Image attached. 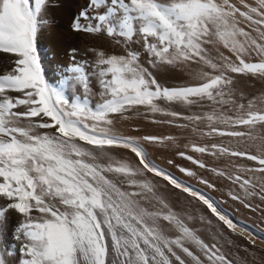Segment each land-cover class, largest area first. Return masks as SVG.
Masks as SVG:
<instances>
[{
	"label": "snow or ice",
	"instance_id": "obj_1",
	"mask_svg": "<svg viewBox=\"0 0 264 264\" xmlns=\"http://www.w3.org/2000/svg\"><path fill=\"white\" fill-rule=\"evenodd\" d=\"M54 7L56 0H0V54L13 65L0 74V264H236L225 244L236 236L255 246L264 234L145 147H178L176 137L127 135L117 123L143 111L201 139L251 141L255 152L189 142L176 154L229 182L233 201L264 212L254 203L264 204V91L238 88L241 80L264 82V0H87L72 30L122 52L90 48L89 64L76 62L72 49L73 63L51 82L38 38ZM159 71L186 78L166 84ZM204 156L254 164L229 171ZM169 191L207 215L177 211ZM194 219L216 228L211 241L190 226Z\"/></svg>",
	"mask_w": 264,
	"mask_h": 264
},
{
	"label": "rangeland",
	"instance_id": "obj_2",
	"mask_svg": "<svg viewBox=\"0 0 264 264\" xmlns=\"http://www.w3.org/2000/svg\"><path fill=\"white\" fill-rule=\"evenodd\" d=\"M56 3L59 5V7H54V8H52L49 11V17L51 19V24L40 34V36L38 38V51L40 52V55H41L42 64H43V66L45 68L46 77L51 82H55L58 79L56 76H58V77L60 76V72H58V71H60L59 70L60 66L58 65V63H61L58 60L59 58H62V63L61 64L63 65V67H66V66H68V65L73 63L72 62L73 54L68 53V52L59 53L60 49L57 50L56 48L52 47L53 46V45H51L52 42L49 41V39L47 37V34L50 35L51 31L56 32L55 35H61L62 38L67 42L68 45L71 44V45H74L76 48H80L81 47L83 49H86L85 53L89 52L87 49H90V48H93V47L98 48V49H104V50H106V51H108L110 53H119V52L121 53L122 48L120 46L116 45V44H115V48H114L113 41H110V40H108L105 37H93L91 35H85V34H81V33H76V32H74L72 30V22H73L74 15L76 13H78L79 10L83 6L86 5L87 0H56ZM74 46L72 47V49H75ZM116 46H118V48ZM87 54L89 55V53H87ZM91 54L94 57V54L93 53H91ZM0 56H4V54H0ZM12 67H13V65L9 62V60L7 58V60L4 63H0V74H4L7 71H10ZM238 88L240 90H242L243 92H245L249 96L258 95L261 91H264V82H259V81H255V80H241L240 83L238 84ZM178 108H180V109H178ZM175 110L183 111V112H187L188 111L187 109H184V108H181V107H177V109L175 108ZM192 111H196V109H192ZM149 118H151V117H149ZM181 123H183V121ZM169 127H170V125H167V124L154 123V127H149L150 129L147 128V129H141L140 130V128H138L133 123L128 122V121H127V123H124L123 121H119L117 123V128L122 133L127 134V135H133V136L155 135V134H156V136H163V134L161 135V132L163 133V131L165 132V130L166 131L170 130L171 133L167 131V132H165V136H169L171 134L174 136V134H175L174 137L177 138L178 144L180 146V150L182 149V150H185V151L187 150L188 151V149H186L183 146L185 144H188V142H190V140H191V142H196V143H212V142H216V143L227 145V146H229V147H231L233 149L248 150V151L255 152V148L252 146V142L251 141L244 142V141H241V140L228 138V137H223V138L215 137V138H213L211 140H209L208 138L201 139L199 136H197L198 138L195 137L196 135L193 136L194 134L192 135V133L189 130L185 131V129H180V128L173 127V126H171V128L173 127L171 129ZM156 128L159 129V130H156V132H155ZM161 128H164V129H161ZM135 129H139V131H136ZM152 130H153V132H151ZM129 131L130 132L132 131L131 133H133V132H135V133L131 134ZM158 132H160V134ZM176 132H178V133H176ZM189 132H190V134H189ZM177 134L179 135L178 137H177ZM186 134L188 136H190V137L186 136ZM187 137H188V139H187ZM169 146H170V148L168 149L167 147L164 148V147L159 146V145H147V144L145 145V147L147 148L148 152L150 153L152 159L158 165H160L161 167H164L166 170L172 172L175 176L186 180L187 182L193 184L195 187H198L202 191L207 192L208 194H210L215 200H217L218 202L221 203V207H223L225 210H227L228 212H230L232 214V216L235 218L236 221H239L242 224L247 225L248 228H249V231H252L254 235L258 234V233L259 234H264V212H261V211L252 212V211L244 208L239 202L233 201L228 195V192H229L230 187H231L229 182L217 178L210 171H204V170L198 169V167H196V166L194 167V165H191L190 161L187 162V160L179 157V155L176 154L177 148L179 146L178 147H172L171 145H169ZM181 147H183V148H181ZM163 148L165 150H168V151L162 152ZM174 151H176V152L174 153ZM173 153H174V155L176 154L175 158H176V156H178L176 159L174 158ZM162 154L163 155L166 154L167 156H169L167 158H170V159H166V155L163 156ZM189 154H191V153H189ZM196 155H199V154H196ZM161 158H162V160H161ZM129 159L131 160V162L135 163V160L133 158L129 157ZM202 159L205 161L206 164L209 165V167H216L218 169H225L227 167V169L229 171H234V169L232 168V164H243V165H252V164H254V162L247 161L244 158H221V159L217 160V159H214V158H212L210 156H204V157H202ZM169 160H172V161L176 162V163H174L175 165L174 164H169L168 163ZM177 162H179V163L177 164ZM168 165H170L171 167L168 166ZM176 165H179L180 167H182V165H183V167H186V168H192V169L194 168L193 170L197 171L198 175L203 176L205 179H208L211 183L215 184V189L208 188L207 186L200 184L197 180L192 179L190 177H187L183 173L181 174V172L179 171V169L177 168ZM181 198H182L181 205L183 207V210L188 211V212L191 211V212L194 213V215L197 214V216H199L202 213L207 215V213L204 212V211H199V212L197 211V208H199V206H195L194 204H189L187 202V200H185L182 196H181ZM254 203L255 204H259L260 207L262 209H264V204H262L260 201L256 200V201H254ZM178 204H176V205H178ZM178 207H180V206H178ZM188 209H190V211ZM179 210H180V208H179ZM194 215L192 214L193 217L196 216V215L195 216ZM208 218L211 219L212 217L209 216ZM197 220L198 219H194V221H191L190 222V226H194L195 224L193 222L197 223ZM213 222H214L213 224H215V220H213ZM201 226H202L201 228H203V226L205 228H203V230L202 229H198V232L200 230H201V232H203V233L199 232V234L206 241H211L212 234H214V232H216V228L215 227L212 228V229L215 230V231H212L211 229L208 228L210 226L207 225L206 223H203ZM193 228L197 229L196 226H194ZM206 233H208L209 237L210 236L211 237L209 238ZM203 234H206L207 236L203 235ZM247 235H248V233L246 232L245 236H247ZM234 241L236 243V244H234V248H235V245L239 244V245L236 246V248H235L236 250H237V248H238V250L240 249V244H242V245H241V249L239 251L235 250L237 252V253L235 252L237 254L236 255L234 253V251H233L234 250V248H232L233 246L227 247V244H225V250H227L228 254L231 255L230 256L231 258H235V259H239L240 258V260H242L243 257L241 256V254H244L246 256V258L247 257L250 258V259L253 258V260H254V261L252 260L253 262H255L257 264L258 263L259 264H264V241H262L261 239L257 238V242H256L255 246L249 245L245 239L240 238V237L238 238L236 236L234 237ZM10 242H11V239H10ZM250 246L253 247V249ZM230 247L232 248V251H231ZM244 248H248L247 251H245ZM241 250H244V252L241 253ZM235 255H236L237 258L235 257ZM232 256H234V257H232ZM240 260H237V261H240Z\"/></svg>",
	"mask_w": 264,
	"mask_h": 264
},
{
	"label": "bare ground",
	"instance_id": "obj_3",
	"mask_svg": "<svg viewBox=\"0 0 264 264\" xmlns=\"http://www.w3.org/2000/svg\"><path fill=\"white\" fill-rule=\"evenodd\" d=\"M56 34V32H54V31H51V33H50V35H48L47 34V37H48V39H49V41H51L52 42V44L51 45H53L52 47H54V48H56L57 50L58 49H60V52L59 53H65V52H68V53H71V54H73V52H72V47L74 46V45H68L67 44V42L62 38V36L61 35H55ZM46 40V39H45ZM74 44V43H73ZM112 44V43H111ZM113 44H114V48H115V43L113 42ZM83 47V46H82ZM113 47V46H112ZM117 48H118V46H116ZM74 48L76 49V52H75V61L76 62H87V63H89V64H91V62L93 61V56H92V52L91 51H89V49H87L89 52H87V53H89V55L87 54V53H85V50L86 49H83V48H76L75 46H74ZM121 49V48H120ZM121 51V50H120ZM119 52V51H118ZM122 52V51H121ZM120 53V52H119ZM93 57V58H92ZM57 58V57H56ZM59 58V57H58ZM7 60V58L5 57V56H0V63H4L5 61ZM61 63H62V58H59L58 59ZM69 61V60H68ZM72 62H73V59H72ZM71 62V63H72ZM61 63H58V65L60 66V71H58V72H61V69L62 68H64L63 67V65L61 64ZM61 64V65H60ZM58 67V66H57ZM59 68V67H58ZM56 72V71H55ZM57 73V72H56ZM155 74L157 75V78L161 81V82H163V83H166V84H180V83H183L184 82V78H186V77H183V74H181V73H178V72H175V71H159V72H155ZM59 75V74H58ZM57 78H58V76H56ZM93 89L94 90H96L95 89V84H93ZM177 109V108H176ZM178 109H180V108H178ZM175 110V109H174ZM151 119L152 118H145V115H144V113H143V111H141V112H138V113H135V114H133L128 120H124L123 122L124 123H127V121L128 122H131V123H133L135 126H137L138 128H140V130L141 129H147V128H149V127H154V123H152L151 122ZM155 119H168L167 117H161V116H156L155 117ZM182 122V121H181ZM161 126V125H160ZM174 127V126H173ZM172 127V128H173ZM159 128V127H158ZM167 128V127H166ZM169 128H171V126L169 127ZM171 128V129H172ZM150 129V128H149ZM148 129V130H149ZM161 129H164V128H161ZM181 129V128H180ZM179 129V130H180ZM156 130H159V129H155V132H156ZM162 131V130H161ZM160 131V132H161ZM168 131V130H167ZM166 130H165V132H167ZM186 131V130H185ZM130 132V131H129ZM132 132V131H131ZM130 132V133H131ZM144 132V131H143ZM151 132H153V130L151 131ZM160 132H158L159 134H160ZM165 132L163 131V133L161 132V135L163 134V136H165ZM168 132H170V130L168 131ZM182 132V131H181ZM128 133V132H127ZM133 133H135V132H133ZM133 133H131V134H133ZM171 133V132H170ZM176 133H178V132H176ZM188 133V132H187ZM149 134V133H148ZM153 134V133H152ZM158 134V135H159ZM189 134H190V132H189ZM156 135V134H155ZM172 135V134H171ZM193 135V134H192ZM139 136V135H138ZM173 136V135H172ZM174 136H175V134H174ZM179 135L177 134V137H178ZM186 136H188L187 134H186ZM185 136V137H186ZM193 136H195V135H193ZM188 137H190V136H188ZM188 137H187V139H188ZM192 137V136H191ZM195 137H197V136H195ZM180 138V137H179ZM183 138V137H182ZM194 138V137H193ZM192 138V139H193ZM198 138V137H197ZM191 139V138H190ZM194 141V140H193ZM178 142V141H177ZM183 142V141H182ZM190 142H191V140H190ZM189 143V142H188ZM185 144V143H184ZM179 145V144H178ZM182 145V144H181ZM157 147V146H156ZM173 147V146H172ZM184 147V146H183ZM183 147H181V148H183ZM165 148V147H164ZM162 149V152H164V151H168V150H165V149ZM168 149L170 148V146L169 147H167ZM166 148V149H167ZM151 149V148H150ZM160 149V148H159ZM185 149V148H184ZM180 150V146L177 148V152ZM182 150V149H181ZM180 150V151H181ZM182 151H185V150H182ZM187 151V150H186ZM176 151H174V153H175ZM176 152V153H177ZM158 153V152H157ZM160 153V152H159ZM174 153H173V155H174ZM168 154V153H167ZM163 155V154H162ZM166 154H164L163 156H165ZM170 155V154H169ZM176 155V154H175ZM175 155H174V158H175ZM161 156V155H160ZM167 157H169V156H167L166 155V159H170V158H167ZM173 157V156H172ZM178 156H176V158H177ZM180 157V156H179ZM164 158V157H163ZM175 158V159H176ZM165 159V158H164ZM161 160H162V158H161ZM176 161V160H175ZM179 161V160H178ZM185 161V160H184ZM163 162V161H162ZM186 162V161H185ZM188 162V161H187ZM186 162V163H187ZM174 163H176V162H174ZM179 162H177V164H178ZM184 163V162H183ZM190 164V163H189ZM175 165V164H174ZM186 165V164H185ZM184 165V166H185ZM192 165V164H191ZM168 166H170V165H168ZM171 167V166H170ZM173 167V166H172ZM175 167V166H174ZM182 167H183V165H182ZM191 167V166H190ZM195 167V166H194ZM176 168V167H175ZM178 168V167H177ZM194 169V168H193ZM179 172V171H178ZM182 174V173H181ZM166 195H167V197H168V199H169V201H170V203L173 205V207L174 208H176V210L177 211H185V210H183V207H182V205H181V200H182V198H181V196L180 195H178V194H176L175 192L173 193L172 191H169V192H167L166 193ZM186 200V199H185ZM188 202V201H187ZM179 203V204H178ZM176 204H178V205H176ZM178 206H180V207H178ZM195 206H199V205H195ZM178 207V208H177ZM179 208H180V210H179ZM191 208V207H190ZM189 211H190V209H188ZM193 210V209H192ZM201 211H203V210H201ZM190 213H191V215L193 214L194 215V213L193 212H191L190 211ZM196 215V216H195ZM194 216L195 217H198L197 216V214H195ZM13 219H15V218H13ZM194 221V220H193ZM195 225L194 226H196V228H197V230L198 229H202L203 230V228H205L204 226H203V228H201L202 226V224L203 223H201L199 220H197V223H195V222H193ZM214 223V222H213ZM193 225V224H192ZM194 226H192V227H194ZM211 227V228H210ZM210 227H208L209 229H211L212 231H215L214 229H212V228H214V227H212V226H210ZM199 232H201V230L199 231ZM206 232V231H205ZM201 233H203V232H201ZM215 233V232H214ZM207 235H208V233H206ZM206 234H203V235H206ZM206 235V236H207ZM208 237H209V235H208ZM211 237V236H210ZM209 237V238H210ZM234 237L235 236H233L232 237V240L234 241ZM212 238V237H211ZM239 238V237H238ZM212 240V239H211ZM236 240V239H235ZM237 241V240H236ZM241 241V240H240ZM235 242V241H234ZM239 242V241H238ZM237 242V243H238ZM222 243H223V241H222ZM236 244V243H235ZM237 245H239V244H237ZM237 245H235V248H236V246ZM241 245L242 244H240V249H241ZM247 245V244H246ZM244 246V245H243ZM242 246V247H243ZM227 247H229L228 245H227ZM239 247V246H238ZM248 247V246H247ZM251 247V246H250ZM249 247V248H250ZM232 248H234V246L232 247ZM232 248L230 247V249H231V251H232ZM234 248V253L238 250V248H237V250ZM252 249H253V247H251ZM256 248V247H255ZM254 248V249H255ZM239 249V250H240ZM245 249V248H244ZM248 249V248H247ZM223 250H225V247H224V249ZM236 250V251H235ZM238 250V251H239ZM251 250V249H250ZM261 251V250H260ZM225 252H227V250H225ZM242 252H244V250H241V253ZM230 253V252H229ZM237 253V252H236ZM235 253V254H236ZM227 254H228V252H227ZM237 255V254H236ZM236 255H235V257H236ZM239 255V254H238ZM229 256H231L230 254H229ZM241 256L243 257H241L242 258V260H240V258L239 259H235V258H233L235 261H236V264H257V263H255V262H253L254 260H253V258L252 259H250V258H246V256L244 255V254H241ZM250 256V255H249ZM232 257H234V256H232ZM240 257V256H239ZM231 258V257H230ZM237 258V257H236ZM245 259V260H244ZM237 260H240V261H237ZM253 260V261H252ZM259 264V263H258Z\"/></svg>",
	"mask_w": 264,
	"mask_h": 264
}]
</instances>
